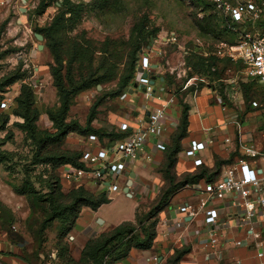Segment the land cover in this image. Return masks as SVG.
Returning a JSON list of instances; mask_svg holds the SVG:
<instances>
[{
  "label": "rangeland",
  "instance_id": "rangeland-1",
  "mask_svg": "<svg viewBox=\"0 0 264 264\" xmlns=\"http://www.w3.org/2000/svg\"><path fill=\"white\" fill-rule=\"evenodd\" d=\"M39 1L0 0V29H3L0 38V95L2 97L0 102V148L11 150L14 153L10 171L0 164V202L3 203L0 205V264H26L23 259L29 260L31 264H65L57 258L59 223L53 222L52 226L47 228L40 238L37 237L44 215L39 209L33 211L27 198L16 193L12 187L13 184L22 182L26 168L31 169L32 174H43V177L47 176L46 170L49 168L45 164H32L35 148L25 138L24 133L13 124L20 118L12 113L16 106L15 98L20 92L21 83L25 81L33 85L36 104L43 113L47 107H53L58 100L49 70L53 58L45 44V39H38L35 35L36 32L40 33L41 27L51 21L58 8L53 3L43 13H40ZM77 1L92 3L95 0ZM257 2L263 8L262 15L264 17V0H257ZM22 7L25 11L22 10ZM144 14L149 17L150 26L159 28L156 38L150 41L146 48H152L154 44H157V60L162 61L166 67H168V58L173 56L170 58V63L175 66V69H170V72H167L176 81L177 89L174 92L178 97L180 98L181 94L190 89L193 94H196L195 90L203 85L210 84L209 88H214L212 85H216L217 93L221 95L219 100L223 102L224 109L230 114V120L236 119L246 125V128L252 131L254 137L252 140L264 150V85L257 80L250 85V88H247L251 77L247 76L245 65L240 60L231 59L232 63H228V68L223 64L219 66L221 81L211 80L205 75H195L194 82L196 83L185 88L190 71L184 63L187 56L191 53L203 55L215 53L228 59L226 50L230 48L232 42L233 44L238 42L234 37L222 33L216 26L215 17L219 14L212 7L211 0H111L106 9L96 7L90 10L79 29H87L88 35L98 40H103L108 35L127 39L134 21ZM41 43L44 44L43 48H39ZM19 66L26 72L25 78L6 86L7 74ZM115 83L105 84L104 91H111L115 87ZM92 90L93 97L85 99V101L82 99L73 102L69 119L77 118L86 121L93 103L99 101L96 117L104 125L100 128L106 130L109 124L115 127V124L108 122L107 116L110 110L121 111V103L117 102L114 97L103 96L98 92V88H92ZM2 101L6 102L5 106H2ZM184 101L187 102L186 97ZM5 112L11 114L8 122L4 121L3 114ZM39 125L52 128V126H46L41 118ZM232 126L233 131L238 133L237 124L233 123ZM110 145L111 142L106 140L105 146L109 147ZM62 147L81 151L83 158L84 147L78 145L72 136H67ZM226 150L225 157L214 151V159L224 160L232 158V156H240L234 142ZM97 153L87 151V161L95 162V164L91 167L87 166L89 170L84 171H92L88 173L89 177L95 184H100L99 181L103 179V173L101 172L100 176L97 172L102 169V163L94 160ZM68 170L71 171L67 168L61 173L62 183L66 190L74 186L71 183L72 178L80 179V175L76 176ZM195 170L196 168L191 171ZM187 172L188 170H184L178 174V178L184 177ZM38 188L45 189L46 187L38 184ZM159 192L160 190L151 195L146 194L139 206L140 214L148 211ZM189 192H193V185L182 187L177 193ZM130 201L129 197L117 196L112 203L104 206L100 218L103 219L102 214H106L113 215L116 220H119L122 216L129 214ZM83 215L79 225L83 224L85 214ZM98 221L100 222L99 219ZM73 235L74 233L71 231L64 241L76 255L75 248L73 251ZM154 261L156 262L157 259L155 258Z\"/></svg>",
  "mask_w": 264,
  "mask_h": 264
},
{
  "label": "trees",
  "instance_id": "trees-1",
  "mask_svg": "<svg viewBox=\"0 0 264 264\" xmlns=\"http://www.w3.org/2000/svg\"><path fill=\"white\" fill-rule=\"evenodd\" d=\"M110 2L111 0H95L92 3L77 0L39 1L40 13L53 3L58 8L51 21L39 29L53 58L49 70L58 100L53 107H47L44 110L52 121V128L39 125V120L44 113L36 104L33 85L26 81L21 83L20 92L15 98L16 106L12 110L13 115L20 118L13 124L24 133L25 138L35 148L32 164L49 166L46 177L40 173L32 174L31 169L26 168L22 182L13 184L12 187L16 193L27 198L33 211L39 209L44 215L37 237L40 238L53 222L59 223L57 258L65 264H116L125 259L134 247L151 248L157 235L158 213L168 204L170 198L187 185L203 180H216L221 174L222 167L231 164L237 157L215 159L213 167L205 163L198 166L193 164L195 171H188L184 177L178 178L175 167L178 155L183 151V140L189 135L190 104L184 101L189 90L181 94L180 98L176 94L181 106V116L175 131L170 135L169 143L164 148V158L159 171L165 178V184L161 187L156 200L144 214L139 213V204L135 220H124L111 229L90 237L84 244L80 256L76 258L73 255L71 248L64 240L75 228L83 207L97 210L102 204L110 202L111 198L106 191L97 193L82 184L74 185L68 190L64 189L61 178L63 166L89 169L82 161L81 151L68 150L62 145L72 132L81 135L94 134L101 139L108 136L114 140L127 136L129 131L109 134L107 130L93 126L99 101L93 103L84 123L77 118L69 119L71 105L80 92L97 88L98 84L103 86L98 91L103 96L117 98L127 91L137 72L141 52L149 45L152 38L153 40L156 38L159 31L158 27L150 26V19L146 14L134 21L127 39L108 35L103 40H98L88 35L87 29H79L90 10L96 7L106 9ZM211 3L215 10L212 0ZM216 12L219 14L215 17L216 26L222 33L238 41L245 25L232 23L229 18ZM258 24H264V17L258 21ZM2 31L1 28L0 38ZM228 63H232L230 57L227 59L215 53L210 55L191 53L185 58L186 67L190 69L189 77L205 75L215 81H221L219 66L223 64L228 68ZM25 75L26 72L19 66L7 74L5 85L9 86L22 80ZM165 77L169 87L176 90L177 84L172 79V75L166 72ZM255 81L257 80L251 78L247 88H250ZM110 82H116L115 87L105 92L104 86ZM1 98L0 95V102ZM3 116L5 122L11 118L10 113L5 112ZM236 150L239 151L238 146ZM13 159V151L0 148V164H3L8 171L11 169ZM38 184L46 188H38ZM1 204L3 203L0 202ZM190 250L191 246L187 244L174 247L166 259V264H181V260ZM23 260L26 264H31L29 260Z\"/></svg>",
  "mask_w": 264,
  "mask_h": 264
},
{
  "label": "crops",
  "instance_id": "crops-1",
  "mask_svg": "<svg viewBox=\"0 0 264 264\" xmlns=\"http://www.w3.org/2000/svg\"><path fill=\"white\" fill-rule=\"evenodd\" d=\"M147 50L152 60L150 78L154 84L155 93L161 95L165 100L173 99L167 108L161 131L157 135L148 137L145 148L137 153L135 159L126 161L125 169L114 173L103 170V179L99 181L100 184H95L89 177L88 173L92 171H84L68 165L62 168V171L68 168L71 169V171H68L72 174L80 175V179H71L72 185L82 184L97 193L106 191L111 198L110 202L102 204L97 210H92L86 206L83 207L76 226L72 230L74 233L73 251L74 248L76 249L74 251L76 255L74 253L73 255L76 258L80 256L84 244L90 237L105 232L124 220H135L137 208L146 197V194L157 193L165 184V178L162 172L159 171L164 158V149L159 148L157 143L161 142L165 145L169 143L170 135L175 131L179 123L181 106L178 104L177 95L174 92L175 89L169 87L165 77L167 71L175 69V66L170 63V58L173 56L168 58V67H166L162 61L157 60V44ZM194 80V76L189 77L185 88L195 84ZM209 85H203L196 89V94H193L192 90H189L186 94V100L190 104V126L189 135L183 140V149L192 138L205 141L207 146L202 151L205 164L213 167L215 164L214 151L225 157L226 149L231 147L233 142L235 148L237 147L236 133L235 130L233 131L232 124H236L238 120H230V114L226 112L223 102L219 100L221 95L217 93L216 86L209 88L211 87ZM100 89L98 88V90ZM93 96V90L88 89L80 92L74 101L78 102V100L82 99L85 101V99L87 100ZM116 100L121 103V111L114 112L110 110L108 112L107 120L115 124V127L109 124L106 130L109 134L113 131L128 130L127 136L111 140L108 136L101 139L97 135H95L94 139H91L90 134L81 135L76 132L68 135V137L72 136L78 145L84 147L82 161L87 166L91 167L95 164V162L90 163L87 161V151L98 152L95 156L98 155L103 158L108 155L112 156L111 148L118 141L127 138L136 131L139 121L147 119L150 110L160 104V101L154 95H149L139 83L137 73L127 92L121 94ZM41 119L46 126H52V121L47 115H42ZM80 122L84 123L85 121L80 120ZM92 125L95 127L104 126L97 117ZM242 127L243 131L251 135L253 139L252 131L247 129L244 124H242ZM227 137H230L231 141L225 142ZM106 140L111 142L109 147L105 146ZM253 142L258 147L257 143ZM99 161L97 160L96 162ZM225 167L226 165L222 167L221 174ZM193 169L194 165L191 159L181 151L175 167L176 173L180 174L184 170L191 171ZM131 172H134L135 176L130 186L131 194H128L124 188ZM119 195L130 198L129 214L122 216L119 220H116L113 215L106 214H102L103 219L100 218L104 206L112 203ZM203 197L204 194L195 190L194 187L193 192L176 193L158 213L157 235L153 246L149 249L134 247L125 259L116 262V264H166V259L172 253L174 247H181L186 244L191 246V250L183 257L181 264H262V260L257 256L256 252V239L247 232L246 226L240 225L244 210L234 202L231 193L209 203L210 206L217 208L219 211L218 221L214 226L217 233V242L214 245L210 242L212 227L206 224L205 213L200 211L195 215H190L188 212L181 210V207L187 203L198 206ZM83 214H85L83 224L79 225V221L84 216ZM98 219H102V221L99 222ZM255 227L260 231L261 238L264 240V222L261 223L256 220ZM237 240H242L243 243L237 244ZM155 258L157 259L156 262L154 261Z\"/></svg>",
  "mask_w": 264,
  "mask_h": 264
},
{
  "label": "built area",
  "instance_id": "built-area-1",
  "mask_svg": "<svg viewBox=\"0 0 264 264\" xmlns=\"http://www.w3.org/2000/svg\"><path fill=\"white\" fill-rule=\"evenodd\" d=\"M215 10L229 18L233 23L245 25L240 33L237 43L230 45L226 54L232 60H240L245 65L247 76L258 80L264 85V24H258L263 18V8L257 0H212ZM221 52V51H219ZM152 60L147 48L141 52L137 67L138 81L145 88L149 95L160 101V104L150 110L147 119L139 121V126L130 136L118 141L112 148L111 154L106 158L94 156V160H100L103 170L120 172L126 167L127 160L136 158L137 153L145 148L149 136L157 135L163 128V119L172 98L164 99L154 91V84L150 78ZM148 73L144 76V73ZM6 102H2L5 106ZM238 133H236V143L240 152L235 160L228 164L223 173L214 181H200L194 183L195 190L204 194L201 203L194 206L187 203L181 210L195 215L200 211L205 213V222L212 227L210 242L214 245L217 242V233L214 229L219 217L217 208L209 205L215 199H221L226 194L231 193L234 202L244 210L240 225L247 227V232L256 239L257 256L264 263V240L261 233L255 227V221L264 222V150L259 149L252 141L251 135L243 131L242 123L236 122ZM96 136L90 134V138ZM231 141L230 137L225 142ZM157 146L165 148V144L158 142ZM207 143L203 140L192 138L189 144L183 149L184 155L191 159L194 165L205 163L202 151ZM237 244H242V240H237Z\"/></svg>",
  "mask_w": 264,
  "mask_h": 264
},
{
  "label": "water",
  "instance_id": "water-1",
  "mask_svg": "<svg viewBox=\"0 0 264 264\" xmlns=\"http://www.w3.org/2000/svg\"><path fill=\"white\" fill-rule=\"evenodd\" d=\"M24 1H26V0H24ZM23 9V11H25V9H24V7H22ZM35 35L37 36V38L38 39H43L44 37H43V35L41 34V33H39V32H36L35 33ZM152 41H153V38H152ZM44 47V44L43 43H41V44H39V48H43ZM148 73L146 72V73H144V76L145 75H147ZM153 78H154V76H153ZM99 89L102 87L101 86V84H98V86H97ZM148 115H149V113H148ZM149 118V117H148ZM135 176V173L134 172H131V174H130V178L128 179V182H127V185L125 186V188H124V190L128 193V194H131V192H130V186H131V184H132V182H133V177ZM100 220V222L102 221V219H99Z\"/></svg>",
  "mask_w": 264,
  "mask_h": 264
}]
</instances>
